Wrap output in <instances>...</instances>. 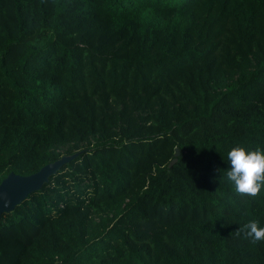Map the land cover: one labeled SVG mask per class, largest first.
I'll return each mask as SVG.
<instances>
[{"label": "trees", "instance_id": "16d2710c", "mask_svg": "<svg viewBox=\"0 0 264 264\" xmlns=\"http://www.w3.org/2000/svg\"><path fill=\"white\" fill-rule=\"evenodd\" d=\"M237 144L264 149V0H0V183L76 155L0 264H264Z\"/></svg>", "mask_w": 264, "mask_h": 264}, {"label": "clouds", "instance_id": "9594fccd", "mask_svg": "<svg viewBox=\"0 0 264 264\" xmlns=\"http://www.w3.org/2000/svg\"><path fill=\"white\" fill-rule=\"evenodd\" d=\"M226 161L229 162V167L225 175L235 192L252 197L259 195L264 188V149H249L237 144L227 152ZM241 234L253 244L264 241V227L256 220L249 221L239 228L237 235Z\"/></svg>", "mask_w": 264, "mask_h": 264}, {"label": "water", "instance_id": "95a60500", "mask_svg": "<svg viewBox=\"0 0 264 264\" xmlns=\"http://www.w3.org/2000/svg\"><path fill=\"white\" fill-rule=\"evenodd\" d=\"M180 154L177 149L176 156ZM76 155L64 156L60 160L43 166L38 172L31 175H20L11 172L0 183V219L5 212L12 211L25 200L32 192L40 190L49 181L50 176L56 174L60 168L71 161ZM175 158L170 165L175 163Z\"/></svg>", "mask_w": 264, "mask_h": 264}]
</instances>
